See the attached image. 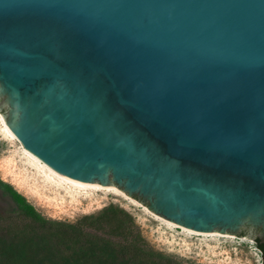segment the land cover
<instances>
[{
    "label": "water",
    "instance_id": "water-1",
    "mask_svg": "<svg viewBox=\"0 0 264 264\" xmlns=\"http://www.w3.org/2000/svg\"><path fill=\"white\" fill-rule=\"evenodd\" d=\"M0 111L62 176L264 240V0H0Z\"/></svg>",
    "mask_w": 264,
    "mask_h": 264
},
{
    "label": "rangeland",
    "instance_id": "rangeland-1",
    "mask_svg": "<svg viewBox=\"0 0 264 264\" xmlns=\"http://www.w3.org/2000/svg\"><path fill=\"white\" fill-rule=\"evenodd\" d=\"M28 158L0 121V179L42 217L27 215L0 185V264H262L253 229L191 235L123 192L76 191Z\"/></svg>",
    "mask_w": 264,
    "mask_h": 264
},
{
    "label": "bare ground",
    "instance_id": "bare-ground-1",
    "mask_svg": "<svg viewBox=\"0 0 264 264\" xmlns=\"http://www.w3.org/2000/svg\"><path fill=\"white\" fill-rule=\"evenodd\" d=\"M0 121L2 123V130L5 133V135H7L12 140H17L16 137L14 136V134L12 133V131L10 130V128L8 127V125L6 124V122L4 121L3 116H0ZM23 151L31 160H33V162L35 161L36 163L41 165L42 168L46 169V171H48L51 175L55 176L58 179V183L59 182H64L66 184H69L70 186L74 187L76 189V191H78V190L79 191H83V190L87 191L88 189H91V190H103V191H108V192H116V193L122 194V192L114 190V189H111V188H107V187H103V186H99V185H95V184H91V183H84V182H81V181H77V180L71 179L69 177L62 176L59 173H57L56 171H54L53 169H51L50 167H48L45 163H43L41 160H39L37 157H35L29 151H27L24 147H23ZM166 223H167V225H170L172 227L174 226V227L181 228L184 232H186L188 234H191V235H200V236H206V237H213V236L215 237V236H217V237L232 238L230 236L223 235V234H220V233H217V232H214V233L197 232V231H194V230L187 229L185 227L179 226V225H177L175 223H172L170 221H166Z\"/></svg>",
    "mask_w": 264,
    "mask_h": 264
},
{
    "label": "trees",
    "instance_id": "trees-1",
    "mask_svg": "<svg viewBox=\"0 0 264 264\" xmlns=\"http://www.w3.org/2000/svg\"><path fill=\"white\" fill-rule=\"evenodd\" d=\"M0 185L12 197L16 204L25 211L27 215L33 217L36 220H42L41 215L35 210V208L30 203H28L27 199L21 193H19L11 184L5 183L0 179ZM256 242L257 247L262 254L264 264V241L261 238H257ZM2 264H15V262L8 259L4 260Z\"/></svg>",
    "mask_w": 264,
    "mask_h": 264
},
{
    "label": "flooded vegetation",
    "instance_id": "flooded-vegetation-1",
    "mask_svg": "<svg viewBox=\"0 0 264 264\" xmlns=\"http://www.w3.org/2000/svg\"><path fill=\"white\" fill-rule=\"evenodd\" d=\"M257 238H259V237H256L255 238V241H257ZM264 241V240H263ZM256 245H257V242H256ZM262 264H263V258H262Z\"/></svg>",
    "mask_w": 264,
    "mask_h": 264
}]
</instances>
